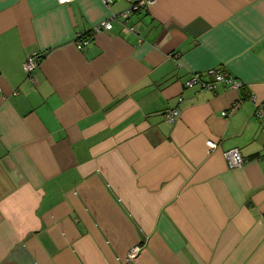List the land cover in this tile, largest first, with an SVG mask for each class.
<instances>
[{
  "label": "crops",
  "instance_id": "crops-1",
  "mask_svg": "<svg viewBox=\"0 0 264 264\" xmlns=\"http://www.w3.org/2000/svg\"><path fill=\"white\" fill-rule=\"evenodd\" d=\"M129 4L0 0V264H264V0H153L76 47ZM210 68L242 86L185 85Z\"/></svg>",
  "mask_w": 264,
  "mask_h": 264
},
{
  "label": "built area",
  "instance_id": "built-area-1",
  "mask_svg": "<svg viewBox=\"0 0 264 264\" xmlns=\"http://www.w3.org/2000/svg\"><path fill=\"white\" fill-rule=\"evenodd\" d=\"M61 1H68V0H61ZM102 3L109 7L112 0H101ZM129 1V8L126 10H123L119 13H111L108 17L103 18L99 20L98 22L94 23L92 26H90V29L87 31L88 35L85 38H82L81 34L77 35L76 40V47L78 49H81L85 44H87L90 40V38L103 30L109 31L113 27V21L120 19L121 24L124 25V20L133 13L139 12L140 10L146 8L148 5L152 3L153 0H128ZM128 29L130 31H135L133 26H128ZM177 65L180 66V62L177 61ZM38 62L36 56L30 54L27 55L25 60L22 64L23 72L31 76L35 70L37 69ZM219 83H228L231 87L239 89L242 84L240 82H237L235 79H233L231 76H228L224 74L220 69L218 68H210L206 70L205 72H193L190 74L189 78L185 81V85L187 86H198L201 89L205 90H214L216 88V85ZM249 99L254 102L255 108L253 111V114L255 117L261 122L260 124V130L264 132V104L262 102H257L256 97L254 95H251ZM235 105L231 107V109H234ZM224 115H227L228 112H223ZM178 116V109L172 108L169 111H167L164 115L165 119L170 122L174 123L176 121V118ZM206 145L210 151L216 149L218 147V143L214 140H206ZM224 159L227 163V166L229 168H237L241 167L246 162V157L242 155L239 149L237 148H230L223 152ZM264 157V155H263ZM139 249V246L133 247L129 254V258H133L135 254L137 253Z\"/></svg>",
  "mask_w": 264,
  "mask_h": 264
},
{
  "label": "trees",
  "instance_id": "trees-1",
  "mask_svg": "<svg viewBox=\"0 0 264 264\" xmlns=\"http://www.w3.org/2000/svg\"><path fill=\"white\" fill-rule=\"evenodd\" d=\"M102 19H103V18H102ZM89 29H90V28H89ZM89 29H88V30H89ZM88 30H86L85 32H81L82 34L79 33V34H81L82 38H85V37L88 35V32H87ZM103 31H106V30H103ZM90 39H91V38H90ZM76 40H77V36H76V39H75V44H76ZM35 71H36V70H35Z\"/></svg>",
  "mask_w": 264,
  "mask_h": 264
}]
</instances>
